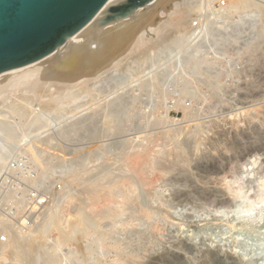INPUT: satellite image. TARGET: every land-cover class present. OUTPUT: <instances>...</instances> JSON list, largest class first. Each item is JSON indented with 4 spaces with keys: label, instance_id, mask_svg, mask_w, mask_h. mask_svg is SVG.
Instances as JSON below:
<instances>
[{
    "label": "rangeland",
    "instance_id": "1",
    "mask_svg": "<svg viewBox=\"0 0 264 264\" xmlns=\"http://www.w3.org/2000/svg\"><path fill=\"white\" fill-rule=\"evenodd\" d=\"M207 1L196 13L199 17L194 16L198 19L188 21L193 25L202 19L203 29L196 36H180L178 45L169 42L136 68L127 57L131 70L101 75L92 94L61 107L60 120L52 127L26 135L23 124L38 107L12 100L3 119L12 138L0 135L2 245H7L10 228L9 233L17 232L21 239L25 234L22 243L38 239L51 251L60 232L75 224L81 235L74 233L76 238L56 253L74 251L82 261L90 250L95 262L89 259L86 264H264V0H243L236 10L227 1ZM161 9L158 5L156 23L164 16ZM212 22L217 28L232 23L226 32L233 24L245 27H238L240 35L234 25L235 34L225 32L226 40L210 36L218 43L205 50L197 47ZM145 35L148 41L156 37L149 30ZM114 100L121 107L118 114L109 108ZM44 136L53 149L41 142ZM139 146L157 153L155 159L150 153V165L142 173L125 158L134 148L140 151ZM109 180L118 182L114 205L105 210L106 203L100 201L105 210L101 218L96 213L102 206L99 211L90 208L89 199L95 187L113 186ZM83 227L88 237L82 236ZM91 234L93 241L102 240L104 248L99 250L107 253L101 252L105 258ZM15 263L7 254L0 257V264Z\"/></svg>",
    "mask_w": 264,
    "mask_h": 264
},
{
    "label": "bare ground",
    "instance_id": "2",
    "mask_svg": "<svg viewBox=\"0 0 264 264\" xmlns=\"http://www.w3.org/2000/svg\"><path fill=\"white\" fill-rule=\"evenodd\" d=\"M121 1H123V0H109L105 4V6L100 10V12L97 14V16L87 26H85L83 29H81L79 32H77L75 35L69 37L63 45H61L59 48H57L54 52H52L48 56H46V57H44L38 61H35L31 64L22 66L18 69L3 72L2 74H0V135H1V133L4 134L3 136L1 135L2 137H5L6 140L12 138V130H11L10 126H8V125L3 126V119H5L8 115V112L6 111V109H9L10 107H12L14 101L19 100V101H23L26 103L28 102V103H30V105H32V102H33V105H35V107H33L32 109L36 108V106L38 107L35 110H32L35 112H32L33 115L31 116V118L28 119L25 124H23L25 127L24 132H25V134L27 133L26 135L31 136L32 134H36V133L38 134L39 131H43V129L52 127L56 123V121L60 120L59 119L60 114H61L60 112L62 110L61 107H64V105H67L68 103L70 104V102L71 103L74 102L76 99L81 97L83 94L89 93L90 89L92 91L95 85L98 87L99 84H97V83L100 82V80H102V78H100L101 75H103L104 73H108V72L111 73L112 71H114L116 69L117 70L119 69V71L125 70V71H121V72H126V71L128 72L127 69L129 67L128 63L130 62V60H128L127 57H129L132 60V62L135 63V68L139 67V65H141V63L143 61L145 62L146 57H148V62H150V58L154 57L153 56L154 53H153L152 57H150L152 52H155V55H156L157 52H159L160 50H163L162 48H164V46L167 47V44L169 42H171V45L172 44L178 45V43L180 42L179 41L180 36L181 37L184 36L185 39L193 38L194 36L197 35V33H199L198 32L199 30L203 29V25H202L203 22L200 21L202 19L199 18L198 22L199 23L201 22L200 24L199 23L194 24V22H193V25H192V23L190 24V22H188V21H190V20L195 21V19H198V18H195L194 16L196 15V13H198L199 9L202 8V10H203V8H204L203 5L205 3L204 2L205 0L203 2H201V0L200 1L199 0H194V1L193 0H153L150 4L146 5L145 8L130 14L126 19L124 18V20L118 24H116V23L111 24V25L107 24V26L101 27L94 35H92L90 37H85L82 35V33L85 30H87L89 27H91L104 13H106L111 7H113L114 5H116L117 3L121 2ZM223 1H227V3L229 4V5L227 4L228 7L235 8V10L240 8V6L243 4L242 3L243 0L242 1L241 0H208L206 2V4L216 2L217 4L223 5L222 4ZM251 2H253V1H251ZM158 5H160V7H162L161 10H163V11H161V13H163L164 16L163 17L160 16L158 23H156L154 21V18L156 16V11H157ZM244 8H246V7H244ZM233 12H234V10H233ZM158 13H159V11H158ZM208 14H209V12H208ZM210 15H212V14L210 13ZM214 15H216V14H214ZM196 17H199V15L198 16L196 15ZM205 17H207V16H205ZM217 17H218V15H217ZM245 20H243L245 22V23L243 22L244 25L245 24L247 25V21L251 23V21H249L248 19H247V21H245ZM253 21H255V20L253 19ZM217 22H219V21H217ZM241 23H242V20H241ZM241 23H239V24L241 25ZM208 24L209 25H206V27H205V34L202 35L201 38L199 37L200 40L197 42V44H199V45H197V47L199 46V48H200V46L203 48L205 46V48L208 49L209 47L206 45L218 43L217 41H215V43L211 42L212 40L210 39V36L213 38L214 37H221V38H223V40H226V38L228 36H226L225 32L228 29V27L231 26L232 23H230L229 26L227 25L228 27L223 26V28L222 27H220V28L215 27V22L208 23ZM234 25L236 26V24H233V26H232L233 28H231V30L236 28V27L237 28L240 27V25H238V24H237L238 26H236V27H234ZM241 26H242V28L245 27L243 25H241ZM253 26L255 27V25H253ZM224 27H225V29H224ZM237 28H236V30H233V31H236L235 33L239 32L237 30H239L241 27L238 29ZM147 30L151 31L152 33H154V35H156L155 39H153L151 41L147 40L146 35H145ZM231 30L229 29L228 32L231 33ZM233 31L231 34H235ZM228 32H226V33H228ZM240 32H239V34H240ZM188 40H190V39H188ZM188 40H185V41L187 42ZM259 40L261 41L262 39L259 38ZM177 41H179V42H177ZM172 42H174V43H172ZM176 42H177V44H175ZM255 43H256V40H255ZM263 43L260 42V44H263ZM252 45H254V44H252ZM212 46H215V45H212ZM205 48H204V50H205ZM256 48H258V45L256 46ZM165 50H166V48H165ZM189 50H193V49H189ZM251 50H252V47H251ZM198 53H199V51H198ZM253 53H254V50H253ZM189 54H190V52H189ZM200 54L202 56V53H200ZM158 55H160V54H158ZM249 55H251V54L249 53ZM197 56H200V55L198 54ZM126 58L129 62H125V61H127ZM146 63H147V61H146ZM136 65H138V66H136ZM143 65H145V63ZM143 68H145V67H143ZM129 70H131V68ZM136 70H138V68ZM116 71H114V73H116ZM119 71H118V73H119ZM143 71H142V73H143ZM189 73L191 74V72H189ZM195 75H197V73H195ZM98 79H100V80L98 81ZM91 87H93V88H91ZM90 94H92V93L90 92ZM12 100H14V101L12 102ZM35 102H36V104H35ZM125 103H126V101H125ZM109 108L111 109V113L118 114L120 112L121 107H119V103H117L114 100L109 105ZM104 110H106V109H104ZM96 112H98V111H96ZM108 112H110V111L108 110ZM108 114H110V113H108ZM89 116H91V115L89 114ZM13 119L14 118H12V120ZM83 120L87 121L86 119H83ZM94 124H95V122H94ZM8 129H10V131H8ZM20 131H21V129H20ZM98 134H100V132ZM35 136L37 137V135H35ZM109 136H107V137H109ZM45 138H43V140L41 138V142L44 143L46 146V145L50 144V139H47V138L45 139ZM36 139L37 138H35V140ZM8 142H9V140H8ZM139 144H141V143H139ZM50 145H52V144H50ZM50 145L46 146V147L49 148ZM53 146H56V145H53ZM141 146H144V145L142 144ZM136 147H137V145H136ZM147 147H146V149L140 147V151H139V149L137 151V149H135L133 147L134 151L136 150V152H133L132 154H130L129 150H128L129 155L128 154L126 155L128 158L127 157H125V158H126V160L128 159L130 161V162L128 161L127 163H131L133 170H136L137 172L142 173L146 169L147 165L149 164L150 157L152 155H154L155 154L154 152L156 151L155 150L154 152H152V150L149 147L150 151L152 152V154L150 156L151 152H149ZM141 148L144 150H142ZM34 149H36V148H34ZM50 149H53V147L51 146ZM55 149L56 148H54V150ZM160 151H161V149H160ZM153 161H151V162H153ZM117 163L119 164V162H117ZM85 164H86V162H85ZM95 164H96V162H95ZM124 165H125V163H124ZM154 165H156V163H154ZM130 169H131V167H130ZM120 170H121V168H120ZM131 173H133V171ZM131 173H129V174H131ZM131 175H133V174H131ZM125 177L127 178L128 176H125ZM145 177H147V176H145ZM87 178H89V177L87 176ZM123 178L124 177H122V179ZM89 179H87V180H89ZM112 179H113V177H112ZM127 179H126V182H127ZM117 180H119V179H117ZM120 180L118 182H120ZM110 181L112 182V180H109V182ZM114 182H112L113 186H111V184L109 183L110 187L104 186V187H101L100 189H97L98 187H95V188L93 187L95 189V192H94V190H92L93 192H91V193H93L92 194L93 196H92V199H89L91 201V203L89 205L90 208L95 209L96 211L97 210L99 211L100 207L102 206V203L100 201H102V202H105L107 205V206L105 205L106 207L104 206L105 207L104 209L110 211L111 205L113 204V201H114V193H116V192H114L115 187H116L114 185L116 183H118V182H116L114 184ZM130 182H132V181H130ZM133 183L134 182H132V184ZM136 183H138V182H136ZM77 185H79V184H77ZM122 185L124 186V184H122ZM81 187H79V188H81ZM139 187H141V186H139ZM125 190H127V189H125ZM133 192H135V191H133ZM82 193H83V191H82ZM123 194H125V193H123ZM115 197H116V195H115ZM124 197H127V196H124ZM3 198H4V196H3ZM16 201H18V200H16ZM101 208H102V210L99 211V213L98 212L96 213V214H99L100 217L103 216V213L105 212V210L103 209V206ZM115 212H116V210H115ZM107 213H109V212H107ZM110 217H112V216H109V218ZM133 217H134V215H133ZM81 220H82V218H81ZM3 222H2V224H3ZM39 223H40V221H39ZM40 224L43 225V223H40ZM40 224H38V225H40ZM9 225H11V224H9ZM74 225L71 227V229L68 228L69 231L60 232L59 238H57L58 243H57V245L55 243L56 246H53L54 248L51 251H45L42 247V244L37 242L38 239H35V240L32 239V240H28V241H26V239H25V242L22 243L21 240L23 239L22 241H24V238H26L25 234L22 233L24 235V237L21 239V237H19L20 236L19 234L16 235L17 232L14 235L10 234L9 233L10 228L5 226L6 228H8L7 233L9 234V236H7V237L9 240L7 242V245H2L0 242V257L5 256L7 254L8 257H11L12 262H14V263L16 262L17 264L18 263L23 264V262H25V261L26 262H32L33 264H86L89 259H90L91 263H94L95 261L92 262L93 260H91V259H93V258H91V256L89 255L91 253L89 250L91 247H88L89 252L87 251L86 253H84V257L82 254L81 258L82 257L84 258V259H82V261L79 260V258H80V256L78 257L79 254H77L74 251L66 252L62 256H60L58 252H57L58 254L56 253V251H58L59 249H62L63 246H65L68 242H70L71 239L73 238V236L75 237V234L77 235L81 231L79 226H78L77 231H79V230L80 231L75 232L76 229H75ZM83 226H85V225H83ZM39 227H41V226H39ZM61 228H60V230H61ZM12 229H13V227H12ZM36 229H39V228H36ZM84 229L85 228L83 227L82 236H84V238H85V236H87L86 233H88V232H86ZM13 230L15 231V229H13ZM14 231L11 233H14ZM39 231H40V229L38 230V232ZM0 233L2 235L3 231L1 232V230H0ZM95 234H93V235L95 236ZM89 236H90V234H89ZM91 237H92V234H91ZM97 237H98V235H97ZM99 238H100V236H99ZM101 239H103V241H105L104 237ZM109 239H110V237H109ZM0 240H1V238H0ZM93 240H94V238L91 241H93ZM106 242H107V240H106ZM93 243L97 244L95 247H96V249H98L99 252L101 249L104 248L102 240H100V239L98 241H93ZM85 247H84V249H85ZM106 247L107 246H105V249H106ZM96 249H93V250H96ZM28 250H30L33 253L34 259L30 260V255L28 253ZM5 251H6V253L2 254ZM109 251L107 249L108 253H110ZM94 252H96V251H94ZM94 252L92 253V255L94 254ZM101 252L99 254H101ZM111 252L113 254V251H111ZM115 252H117V251H115ZM102 254H105V256H106L107 253L102 252ZM102 254L100 256H102ZM117 254L120 255L121 253H117ZM88 255L90 256V258H88ZM109 255H111V254H108V256ZM113 255H116V253ZM135 255H133V256H135ZM105 256H104V258H105ZM117 256L118 255H116V257ZM116 257H115V259H116ZM126 259H128V258H126ZM32 263H28V264H32ZM116 263H119V262H116ZM95 264H98V263H95Z\"/></svg>",
    "mask_w": 264,
    "mask_h": 264
},
{
    "label": "water",
    "instance_id": "3",
    "mask_svg": "<svg viewBox=\"0 0 264 264\" xmlns=\"http://www.w3.org/2000/svg\"><path fill=\"white\" fill-rule=\"evenodd\" d=\"M109 0H0V74L38 61L87 26ZM153 0H123L82 35L125 18Z\"/></svg>",
    "mask_w": 264,
    "mask_h": 264
}]
</instances>
